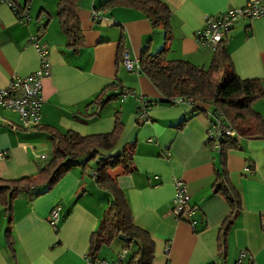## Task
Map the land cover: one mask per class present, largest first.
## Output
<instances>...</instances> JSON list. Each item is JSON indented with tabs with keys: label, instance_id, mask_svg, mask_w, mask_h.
Listing matches in <instances>:
<instances>
[{
	"label": "crops",
	"instance_id": "obj_1",
	"mask_svg": "<svg viewBox=\"0 0 264 264\" xmlns=\"http://www.w3.org/2000/svg\"><path fill=\"white\" fill-rule=\"evenodd\" d=\"M8 1L0 0V86L13 75L25 76L40 67V51L31 35L45 45L50 67L41 82L39 125H20V114L0 105V178L35 174L51 154L48 126L82 135L107 132L119 111L121 135L113 148L99 152L114 154L133 146L134 170L119 173L116 182L133 221L153 236V264H264V139L239 137L238 147L226 152L225 167L240 193L241 207L220 249L219 228L232 206L212 187L222 168L219 148L206 141L212 105L195 100L202 109L191 112L185 99L169 103L145 73L125 69L117 57L127 50L139 59L146 44L152 52L161 49L162 28L153 26L142 9L98 7L104 0H78L75 10L83 42L74 51L58 22V0H31L22 15ZM163 1L171 8L165 56L206 66L213 48L196 38L197 31L209 18L250 0ZM224 37L237 74L258 77L264 86V16L242 15ZM111 82L118 86L111 87ZM116 92V98L102 101ZM254 108L264 115V95ZM183 116L187 119L178 127ZM80 168L74 165L42 194L35 195L38 187L23 185L11 198L10 215L0 202V264H86L90 234L111 194ZM173 177L185 182L188 203L194 207L183 218L171 211ZM57 204L60 219L52 226L49 210ZM107 245L101 244L96 255L112 260L118 250H108ZM241 250L245 255L239 259Z\"/></svg>",
	"mask_w": 264,
	"mask_h": 264
},
{
	"label": "trees",
	"instance_id": "obj_2",
	"mask_svg": "<svg viewBox=\"0 0 264 264\" xmlns=\"http://www.w3.org/2000/svg\"><path fill=\"white\" fill-rule=\"evenodd\" d=\"M30 1L23 0L20 3L19 0H9L8 2L15 13L22 15L21 10L28 7ZM77 4L78 0H58L55 5L58 22L67 36L66 44L74 51H78L83 42L81 26L75 10ZM116 4L142 9L152 25H157L164 31L161 49L152 52L146 44L138 58L139 70L147 75L167 101L174 103L176 99H185L192 105L191 112L202 109L194 105L195 100L209 102L212 105L211 110H219L224 121L235 131L234 135H223L219 140L222 168L216 171L212 184L213 191L222 193L232 206L231 213L219 228V242L222 249L225 243L222 241L223 236L233 215L241 207L240 193L229 179L225 167L226 152L238 147L239 137L264 139V115L254 108V102L264 95L262 80L258 77L241 78L237 74L227 50L225 37L218 41L213 49L212 58L206 66L193 64L184 58H167L165 52L168 48V39L171 38L169 27L171 8L165 1L104 0L98 7ZM120 53L122 50L117 54L118 58ZM109 85L116 88L118 83L111 82ZM120 92L121 90L118 93ZM118 93H107L102 101L116 98ZM120 115L119 111L115 112L114 126L107 132L82 135L72 129L61 132L48 126L47 132L51 141L50 156H47L35 174H23L10 179L0 178V202L4 211L10 215L11 198L19 194L23 185L30 188L38 187L35 195L42 194L74 165L80 166L81 173H87L97 185H101L111 194V200L104 208L97 228L90 234L89 252L96 254L101 244L107 245L114 238H122L126 249L122 256V264H153L155 252L153 236L133 221L124 191L116 182L119 173L134 170L135 165L131 158L133 146L125 145L121 152L114 154L99 152V149L108 151L118 141L123 128ZM186 119L187 117L183 116L177 126H182Z\"/></svg>",
	"mask_w": 264,
	"mask_h": 264
},
{
	"label": "built area",
	"instance_id": "obj_3",
	"mask_svg": "<svg viewBox=\"0 0 264 264\" xmlns=\"http://www.w3.org/2000/svg\"><path fill=\"white\" fill-rule=\"evenodd\" d=\"M96 14V13H95ZM242 15H248L251 18L264 16V1L250 0L248 4L241 8L229 9L228 12L217 18H209L207 24L203 29H200L196 33V38L203 43H209L214 49L225 34L230 30L231 25L236 19L242 17ZM33 45L40 51V67L32 70L31 73L22 75H13L11 80L6 83L5 86H0V105L16 110L20 114V125L25 127H33V125H39L40 112L39 109L42 104V87L41 82L48 73L50 67L48 61H46V49L45 45L40 44L36 36H30ZM123 67L127 70L137 69L139 70L140 61L137 58L130 57L128 51L125 50L120 55ZM145 101L144 107H145ZM211 117L208 126L206 141L212 142L217 148L220 147V138L223 135H234L235 131L224 121L221 112L213 111L209 112ZM1 154V153H0ZM45 155H42L44 157ZM251 168L246 166V170ZM175 189L173 202L171 203V211L177 218H183L185 215L190 214L194 207L190 206L189 193H187V186L179 177H173ZM60 204H57L49 210V224L56 226V222L60 219ZM263 228H264V211L262 212ZM126 252L123 249L120 254L114 256L112 260L99 257L96 254L90 252L84 255L86 264H122V256ZM245 250L239 252V259L245 255Z\"/></svg>",
	"mask_w": 264,
	"mask_h": 264
},
{
	"label": "rangeland",
	"instance_id": "obj_4",
	"mask_svg": "<svg viewBox=\"0 0 264 264\" xmlns=\"http://www.w3.org/2000/svg\"><path fill=\"white\" fill-rule=\"evenodd\" d=\"M115 101H118V100H115ZM124 245H125L124 239L117 238V239H114L113 242L107 245L106 247L108 250H113L116 248V250H118V253H120L122 252Z\"/></svg>",
	"mask_w": 264,
	"mask_h": 264
}]
</instances>
